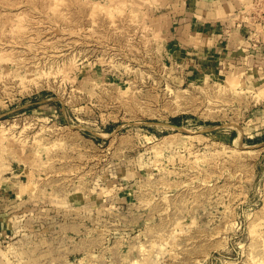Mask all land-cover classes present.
<instances>
[{"label":"rangeland","instance_id":"374dc122","mask_svg":"<svg viewBox=\"0 0 264 264\" xmlns=\"http://www.w3.org/2000/svg\"><path fill=\"white\" fill-rule=\"evenodd\" d=\"M168 1L0 0V264H264V77L190 73Z\"/></svg>","mask_w":264,"mask_h":264},{"label":"crops","instance_id":"0c3cea01","mask_svg":"<svg viewBox=\"0 0 264 264\" xmlns=\"http://www.w3.org/2000/svg\"><path fill=\"white\" fill-rule=\"evenodd\" d=\"M249 1L169 0L171 56L194 75L264 77V27L252 22Z\"/></svg>","mask_w":264,"mask_h":264},{"label":"built area","instance_id":"2783aa9c","mask_svg":"<svg viewBox=\"0 0 264 264\" xmlns=\"http://www.w3.org/2000/svg\"><path fill=\"white\" fill-rule=\"evenodd\" d=\"M255 2V8H253V11L249 13V16L251 17L252 22L256 25L264 27V8L262 7L264 0H255Z\"/></svg>","mask_w":264,"mask_h":264},{"label":"bare ground","instance_id":"6f19581e","mask_svg":"<svg viewBox=\"0 0 264 264\" xmlns=\"http://www.w3.org/2000/svg\"><path fill=\"white\" fill-rule=\"evenodd\" d=\"M35 24V23H34ZM65 25V24H64ZM46 28V27H45ZM50 29V28H49ZM121 29V28H120ZM41 30V29H40ZM41 32V31H40ZM16 34V33H15ZM95 34V33H94ZM23 35V34H22ZM118 35V33H117ZM5 36V35H4ZM49 38V37H48ZM64 38V37H63ZM46 39V38H45ZM61 39V38H60ZM69 39V38H68ZM43 42V41H42ZM66 43V42H65ZM64 46V45H63ZM42 50V49H41ZM62 51V49L60 50V52ZM51 52V51H50ZM57 52V51H56ZM56 58V57H55ZM74 61V60H73ZM73 66V65H72ZM47 79V78H46ZM262 262V261H261Z\"/></svg>","mask_w":264,"mask_h":264}]
</instances>
